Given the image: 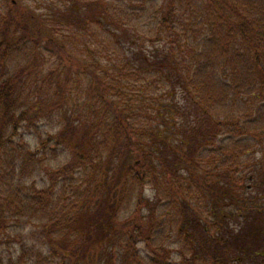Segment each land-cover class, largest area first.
Segmentation results:
<instances>
[{
	"label": "trees",
	"instance_id": "obj_1",
	"mask_svg": "<svg viewBox=\"0 0 264 264\" xmlns=\"http://www.w3.org/2000/svg\"><path fill=\"white\" fill-rule=\"evenodd\" d=\"M0 1V264H264V0Z\"/></svg>",
	"mask_w": 264,
	"mask_h": 264
},
{
	"label": "rangeland",
	"instance_id": "obj_2",
	"mask_svg": "<svg viewBox=\"0 0 264 264\" xmlns=\"http://www.w3.org/2000/svg\"><path fill=\"white\" fill-rule=\"evenodd\" d=\"M20 2L23 4L33 6L36 9L37 14L41 15V17L44 18L45 24H48L49 26H55L57 24V21H64V18H63L64 14H60L61 10L59 6L51 4L50 2H47V0H20ZM1 3L2 2L0 1V4ZM2 12L3 11L0 10V13ZM46 21L48 22L46 23ZM39 65H41V63H39ZM42 65H43L42 67L44 68V71L54 66L53 61H51V63L42 64ZM25 66H26V62L24 60L18 61L17 63L12 65V71H18ZM44 117L45 118H40L39 122L38 120H34L35 122H37L36 125L38 126V130L34 129V126H32L33 130L28 131L29 132L28 137L29 139H31V142L33 145H35L34 137L36 135V132L38 131L42 133L43 135H45V132L48 129L45 126V124L48 127H51L54 124V121L56 123L58 115L57 113H53L50 117H47V116H44ZM46 158H47L48 164L57 165L61 161H64L66 159V156L65 154H61L60 157L56 159L55 154H53L52 152H49ZM43 179L47 181V176L44 174H42L41 176H37V180L40 184L44 182Z\"/></svg>",
	"mask_w": 264,
	"mask_h": 264
}]
</instances>
